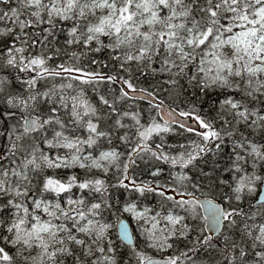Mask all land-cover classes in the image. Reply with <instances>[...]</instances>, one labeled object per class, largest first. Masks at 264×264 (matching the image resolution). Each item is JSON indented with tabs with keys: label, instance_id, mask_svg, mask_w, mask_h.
Here are the masks:
<instances>
[{
	"label": "snow or ice",
	"instance_id": "6c2138e0",
	"mask_svg": "<svg viewBox=\"0 0 264 264\" xmlns=\"http://www.w3.org/2000/svg\"><path fill=\"white\" fill-rule=\"evenodd\" d=\"M0 264H264V0H0Z\"/></svg>",
	"mask_w": 264,
	"mask_h": 264
}]
</instances>
